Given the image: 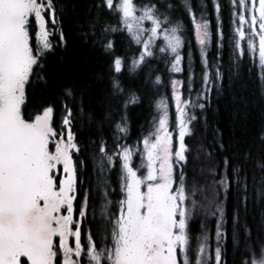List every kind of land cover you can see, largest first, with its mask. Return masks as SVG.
<instances>
[{
    "label": "snow or ice",
    "instance_id": "obj_1",
    "mask_svg": "<svg viewBox=\"0 0 264 264\" xmlns=\"http://www.w3.org/2000/svg\"><path fill=\"white\" fill-rule=\"evenodd\" d=\"M183 2L199 73L187 40L186 76L169 77L174 117L162 98L148 129L129 143L127 109L138 97L124 87V74L143 72L160 85L154 60L171 72L185 71L186 29L173 16V0L85 5L81 37L109 66L99 110L86 108L85 88L63 83H57L55 97L37 103L33 95L37 83L47 89L45 66L66 45L65 18L78 5L0 0V264H227L230 201L239 264H264V157L257 175L249 172L250 153L217 162L213 152L203 146L193 152L186 143L195 122L203 117L207 123L213 91L221 94L226 74L230 83L246 55L248 70L257 69L264 87V0H212L214 29L206 10L197 13ZM222 7L230 22L227 35ZM117 33H127L129 46H136L131 56L117 53ZM85 133L87 143L79 138ZM250 204L262 209L255 236L242 222ZM209 215L216 218L214 247L202 223L201 235L191 230Z\"/></svg>",
    "mask_w": 264,
    "mask_h": 264
},
{
    "label": "trees",
    "instance_id": "obj_2",
    "mask_svg": "<svg viewBox=\"0 0 264 264\" xmlns=\"http://www.w3.org/2000/svg\"><path fill=\"white\" fill-rule=\"evenodd\" d=\"M198 0H190L194 8L199 7L208 12L209 20L212 21L213 29L215 27V13L211 0H204L202 6L197 3ZM222 4H226L227 0H221ZM69 5H78L73 11L69 8L65 18L64 31L67 43L64 47H57L56 51L50 56L46 64V76L48 79L47 89H44L42 83H37L33 93L35 102L39 103L45 96L55 97L57 83L76 86L86 89L85 105L86 108L99 110L101 102L107 91V74L109 66L101 51L93 48L90 42H85L81 37L80 24L84 23L85 5L89 0H68ZM175 5L173 16L177 17L183 23L186 31V46L184 49L187 56V40H191L194 49L193 57L199 60V52L194 38L193 26L188 14L185 10L184 2L181 0H173ZM202 8H201V7ZM196 9V11H198ZM213 12V14H212ZM221 19L223 20V30L227 35L230 31V22L228 19L227 9L222 7ZM55 39V38H54ZM117 53L120 55L131 56L135 52V45L129 46V41L125 33H117L115 35ZM213 47L209 51L211 57ZM229 49L224 50L223 59L225 65L229 63ZM156 61H153V67L156 68ZM165 67L169 69L168 64ZM251 67L247 55L242 61V68L238 75L234 76L231 82L225 78L223 91L219 96L215 91L212 93V105L207 110V123L202 117L195 122V135L186 137V143L190 145L193 152H196L203 146L207 151L213 152L214 159L219 162L224 156L230 158L244 159L245 153H250L247 159L249 172L259 171L256 167L257 161L264 157V145L260 143V136L264 131V87L257 74V69ZM164 74H168V70H163ZM195 71L199 73V68L195 67ZM98 77H103L98 78ZM123 85L126 90L134 93L138 100L130 103L127 109L128 121L130 125L129 143L135 141L142 130L148 129L154 115H156V105L158 97L164 94L168 89L167 84L155 85L152 80H148L144 73L124 74ZM162 88V91H161ZM161 92L154 99L148 97L150 90ZM154 94V93H153ZM87 143V134L79 137ZM223 143L224 148H219V143ZM207 163V161H195L197 167L199 164ZM190 157V164H192ZM115 186L117 176L111 177ZM231 201L229 202L228 223V240L226 243V253L224 259L227 264H239L240 255L234 249L231 240ZM262 209L259 205L250 204L247 215L243 217L250 228L253 230V236L257 234L256 228L261 221ZM201 223L207 229L210 237V244L215 245V228L216 218L209 215L206 218L201 216L194 221L191 230L194 236L201 235Z\"/></svg>",
    "mask_w": 264,
    "mask_h": 264
},
{
    "label": "rangeland",
    "instance_id": "obj_3",
    "mask_svg": "<svg viewBox=\"0 0 264 264\" xmlns=\"http://www.w3.org/2000/svg\"><path fill=\"white\" fill-rule=\"evenodd\" d=\"M181 1H183V0H181ZM190 0H188V2H189ZM200 2V0H198L197 1V3H199ZM202 8V7H201ZM196 9L198 10L199 9V7H197V8H194V11H196ZM200 10H202V9H200ZM200 10H198L197 11V13H199V11ZM204 10H206V9H204ZM207 12V11H206ZM212 14H213V12H212ZM207 18L209 19V17H208V13H207ZM176 19H178V18H176ZM126 35H127V33H125ZM136 47V46H135ZM197 48H198V46H197ZM193 59H195L194 57H193ZM156 61V68H159V69H163V67L165 66V62H163V61H161V60H155ZM187 61V56L185 55V59H184V61L182 62V64H183V67H184V69H185V62ZM169 67H170V65H168ZM193 67H195V66H193ZM170 69V68H169ZM169 72H171V71H169ZM186 73H187V71L185 70L184 72H181V73H174V72H171V75L169 76V77H172V78H176V79H184L185 78V76H186ZM169 77H168V81H169ZM167 87H168V89L165 91V94L163 95V97L162 98H166L167 99V101H168V103H169V106H170V115L171 116H173L174 117V105H173V101H172V99H171V92H172V89H171V85H170V87L168 86V83H167ZM154 93V94H153ZM156 94H158V91L157 90H150L149 91V93H148V97L149 98H151V99H154L155 98V95ZM168 97H169V99H168ZM162 98H160L158 101H157V103L162 99ZM171 99V100H170ZM156 110H157V108H156ZM158 111V110H157ZM156 114H157V112H156Z\"/></svg>",
    "mask_w": 264,
    "mask_h": 264
},
{
    "label": "bare ground",
    "instance_id": "obj_4",
    "mask_svg": "<svg viewBox=\"0 0 264 264\" xmlns=\"http://www.w3.org/2000/svg\"><path fill=\"white\" fill-rule=\"evenodd\" d=\"M212 1V0H211ZM190 2V1H189ZM188 2V3H189ZM203 2H204V0H200V2H199V4L202 6V4H203ZM192 6H193V9H194V5H193V3H190ZM200 6V7H201ZM206 9V8H205ZM208 13V12H207ZM175 18H177L176 16H175ZM194 49L192 48V55H194ZM193 66H195V67H197V68H199L200 69V64H199V60H195V59H193ZM187 63H188V59H187V61L185 62V70L187 71ZM195 67H194V69H195ZM170 68V67H169ZM170 70V69H168V68H166L165 66L163 67V70ZM196 70V69H195ZM158 74L162 77V80L164 81V83L163 84H167L168 83V86L170 87V83H169V81H168V77L171 75V72H169L168 74H164V73H162V71H159L158 72ZM170 74V75H169ZM161 91H162V88H161ZM161 92H158V94H157V96L160 94ZM165 94V93H164ZM164 94H161V96H159L158 97V100L160 99V98H162L163 97V95ZM168 99H169V97H168ZM171 100V99H170Z\"/></svg>",
    "mask_w": 264,
    "mask_h": 264
}]
</instances>
